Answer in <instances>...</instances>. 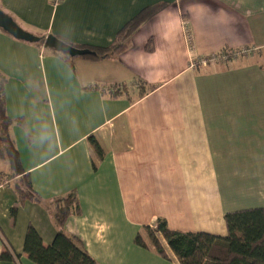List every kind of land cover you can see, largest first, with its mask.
I'll return each mask as SVG.
<instances>
[{"label": "crops", "instance_id": "0c3cea01", "mask_svg": "<svg viewBox=\"0 0 264 264\" xmlns=\"http://www.w3.org/2000/svg\"><path fill=\"white\" fill-rule=\"evenodd\" d=\"M161 2L124 51L73 66L0 29L8 114L25 121L11 126L23 167L44 199L76 189L81 212L65 229L97 264H179L136 235L162 218L225 236L227 212L264 209V0H0L35 35L94 46ZM240 47L252 51L192 66ZM16 179L0 159V253L6 240L20 255L0 264H37L24 251L29 224L45 244L57 228L43 204L19 202Z\"/></svg>", "mask_w": 264, "mask_h": 264}, {"label": "trees", "instance_id": "16d2710c", "mask_svg": "<svg viewBox=\"0 0 264 264\" xmlns=\"http://www.w3.org/2000/svg\"><path fill=\"white\" fill-rule=\"evenodd\" d=\"M167 5V2H161L144 8L119 30L115 40L108 46L80 44L57 37L74 47L91 50V55L96 58L113 56L128 48L134 32ZM151 40L147 45L148 50L152 49ZM33 43L52 51L73 66V56L47 48L43 41ZM7 82V75L0 69V159L7 162L11 174L17 178L15 186L19 202L30 200L43 204L50 211L57 228L53 241L45 244L37 229L29 224L24 251L37 264H97L81 238L65 229L69 217L81 212L76 189L66 195L44 199L32 186L30 173L23 167L20 151L11 134L12 124L25 126V121L23 117L13 118L8 114ZM89 140L97 154L103 155V149L96 138L91 135ZM10 210L15 220L18 205ZM224 218L228 229L225 236L206 231L174 230L165 219L158 218L154 225L145 226L144 232L136 235L135 243L151 248L165 258H170V250L179 264H264V209L258 207L230 211ZM3 241L0 262L18 261L20 255L14 252L8 241Z\"/></svg>", "mask_w": 264, "mask_h": 264}, {"label": "water", "instance_id": "95a60500", "mask_svg": "<svg viewBox=\"0 0 264 264\" xmlns=\"http://www.w3.org/2000/svg\"><path fill=\"white\" fill-rule=\"evenodd\" d=\"M0 29H3L4 31H6L7 33H9L10 35H12L17 39L24 40L27 42L33 43V42L43 41L45 47L62 51L73 57L93 53L89 49L74 47L53 34H49L44 37L35 35L22 28L14 20V18L5 11H3L1 7H0Z\"/></svg>", "mask_w": 264, "mask_h": 264}, {"label": "built area", "instance_id": "2783aa9c", "mask_svg": "<svg viewBox=\"0 0 264 264\" xmlns=\"http://www.w3.org/2000/svg\"><path fill=\"white\" fill-rule=\"evenodd\" d=\"M59 0H53L54 3H57ZM187 32V29H186ZM187 37L189 40H191L192 36L189 32H187ZM257 48H255L256 50ZM254 50V49H253ZM252 49H249L247 47H240L237 49H229L224 50L220 52H213L208 56L202 57L197 59L196 62L192 63V66H195L197 63H201V65L206 66L207 64L211 62H222V63H228L239 56H245L249 55L251 53Z\"/></svg>", "mask_w": 264, "mask_h": 264}]
</instances>
